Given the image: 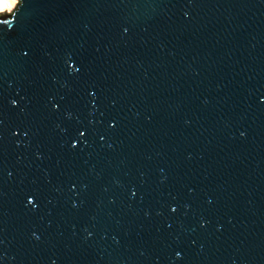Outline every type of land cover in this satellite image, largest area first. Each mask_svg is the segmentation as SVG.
Instances as JSON below:
<instances>
[{"label":"water","instance_id":"water-1","mask_svg":"<svg viewBox=\"0 0 264 264\" xmlns=\"http://www.w3.org/2000/svg\"><path fill=\"white\" fill-rule=\"evenodd\" d=\"M0 264H264V0L0 15Z\"/></svg>","mask_w":264,"mask_h":264},{"label":"bare ground","instance_id":"bare-ground-1","mask_svg":"<svg viewBox=\"0 0 264 264\" xmlns=\"http://www.w3.org/2000/svg\"><path fill=\"white\" fill-rule=\"evenodd\" d=\"M18 0H0V11L1 10H11L15 7Z\"/></svg>","mask_w":264,"mask_h":264},{"label":"rangeland","instance_id":"rangeland-1","mask_svg":"<svg viewBox=\"0 0 264 264\" xmlns=\"http://www.w3.org/2000/svg\"><path fill=\"white\" fill-rule=\"evenodd\" d=\"M18 2H19V0L17 1L15 7L17 6ZM15 7H14V8H15ZM14 8H12L11 10H1V11H0V15L10 13L11 11H13Z\"/></svg>","mask_w":264,"mask_h":264},{"label":"snow or ice","instance_id":"snow-or-ice-1","mask_svg":"<svg viewBox=\"0 0 264 264\" xmlns=\"http://www.w3.org/2000/svg\"><path fill=\"white\" fill-rule=\"evenodd\" d=\"M15 2H16V0H15Z\"/></svg>","mask_w":264,"mask_h":264}]
</instances>
